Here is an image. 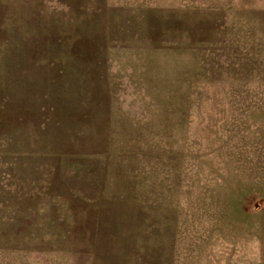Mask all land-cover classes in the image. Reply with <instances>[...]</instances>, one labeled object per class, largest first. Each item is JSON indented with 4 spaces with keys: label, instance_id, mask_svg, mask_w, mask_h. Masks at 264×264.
<instances>
[{
    "label": "rangeland",
    "instance_id": "rangeland-1",
    "mask_svg": "<svg viewBox=\"0 0 264 264\" xmlns=\"http://www.w3.org/2000/svg\"><path fill=\"white\" fill-rule=\"evenodd\" d=\"M0 264H264V0H0Z\"/></svg>",
    "mask_w": 264,
    "mask_h": 264
}]
</instances>
